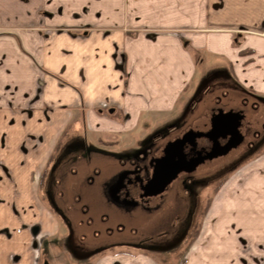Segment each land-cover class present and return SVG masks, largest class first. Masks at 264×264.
Segmentation results:
<instances>
[{
    "label": "crops",
    "instance_id": "obj_1",
    "mask_svg": "<svg viewBox=\"0 0 264 264\" xmlns=\"http://www.w3.org/2000/svg\"><path fill=\"white\" fill-rule=\"evenodd\" d=\"M0 26L8 27L0 30V264L48 260H34L31 227L38 222L50 231L59 224L36 186L69 117L78 113L91 133L111 138L102 144L138 149L148 128L189 109L195 87L206 81L197 69L210 62L229 68L239 87L264 100V0H0ZM257 155L253 162L264 166V149ZM127 177L120 171L114 181L128 184ZM250 213L236 226H262L257 217L264 222V213ZM219 216L205 222L199 254L180 256V264L233 261L201 250L212 240L224 244L208 236V228H220ZM61 257L63 264H160L121 248Z\"/></svg>",
    "mask_w": 264,
    "mask_h": 264
},
{
    "label": "rangeland",
    "instance_id": "obj_2",
    "mask_svg": "<svg viewBox=\"0 0 264 264\" xmlns=\"http://www.w3.org/2000/svg\"><path fill=\"white\" fill-rule=\"evenodd\" d=\"M0 30L8 27L0 26ZM196 73L206 81L195 87L189 109L172 123L148 128L138 149L102 144L111 138L91 133L86 118L78 113L67 119L37 180V198L45 201L59 225L49 231L33 223L31 249L35 261L38 256H49L46 264H63L56 256H95L121 248L143 251L160 264H180V256L199 254L205 222L221 215L220 228H208V236H220L224 244L212 240L205 245L208 249H201L204 254L233 256V261L226 260L225 264H264V222L257 217V224H262L257 229L236 226L242 216L251 220L254 209L258 216L264 213V166L253 162L264 149V100L254 99L247 89L239 87L226 66L210 62ZM229 112L234 119L220 116ZM213 117L230 128L233 124L241 138L225 154L178 173L157 194L141 193L143 183L140 188L135 182L114 181L120 171L128 172L129 180L139 175L148 181L153 158L169 142L192 136L196 144L207 147ZM221 138L216 140L220 145L225 142ZM114 157L116 165L110 161ZM93 174L97 176L90 186ZM107 178L113 180L105 182ZM119 183L125 186L112 195L111 188Z\"/></svg>",
    "mask_w": 264,
    "mask_h": 264
},
{
    "label": "flooded vegetation",
    "instance_id": "obj_3",
    "mask_svg": "<svg viewBox=\"0 0 264 264\" xmlns=\"http://www.w3.org/2000/svg\"><path fill=\"white\" fill-rule=\"evenodd\" d=\"M218 119L219 118L217 117H213L210 121L211 125L209 128L210 132L208 135L209 144L207 147H205L204 145L196 144L193 141L192 136H187L182 139L181 144L176 146V148H173V150L172 143L178 140L169 142L168 144H166V146L162 148V153L153 158L152 171L148 181H144L142 177L138 176L137 178H135V180H127V182H130L129 184L135 182L138 185H140V183H143V191H141V193L143 194H157L159 192L158 190L163 184L160 182V179H162L165 174L160 173V175L158 176L159 178L157 176L154 177L155 169L158 165H161L164 160H166V164H164V166L162 167V172L164 170H170V168H172V163L174 162L180 165V169L178 170V172H176L175 175L168 181L170 182L174 177L178 175V173L192 170L196 165H198V163L204 162V160L210 159L216 155H221L228 152L232 148V146L240 142L241 138L238 139L239 136L236 129L232 127L233 124L230 128L228 124L226 125V123L224 124ZM218 125H222L221 128H219ZM219 135H228L230 136V138L227 139L224 144L220 145L218 142H216V139H214ZM168 182H166L165 184H167Z\"/></svg>",
    "mask_w": 264,
    "mask_h": 264
},
{
    "label": "water",
    "instance_id": "obj_4",
    "mask_svg": "<svg viewBox=\"0 0 264 264\" xmlns=\"http://www.w3.org/2000/svg\"><path fill=\"white\" fill-rule=\"evenodd\" d=\"M181 144V140H178V141H175V142H173L172 143V150H173V148H176V146H178V145H180ZM167 157H168V155H167ZM166 157V158H167ZM166 162V160H164L163 162H162V164L161 165H158L157 167H156V169H155V174H154V177L155 176H159L160 175V173H164L165 175H164V177H162V179H160V182L161 183H163L162 185H161V187L163 186V185H165V183L166 182H168L174 175H175V173L176 172H178V170L180 169L179 167H180V165L178 164V163H172V168H170V170H164L163 172H162V167L164 166V164H166L165 163ZM159 178V177H158Z\"/></svg>",
    "mask_w": 264,
    "mask_h": 264
}]
</instances>
